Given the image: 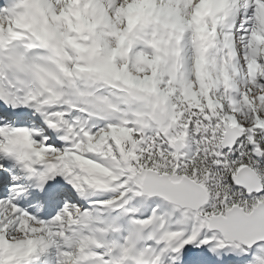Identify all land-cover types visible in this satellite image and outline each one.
Segmentation results:
<instances>
[{
	"label": "snow or ice",
	"instance_id": "snow-or-ice-1",
	"mask_svg": "<svg viewBox=\"0 0 264 264\" xmlns=\"http://www.w3.org/2000/svg\"><path fill=\"white\" fill-rule=\"evenodd\" d=\"M0 264H264V0H0Z\"/></svg>",
	"mask_w": 264,
	"mask_h": 264
}]
</instances>
